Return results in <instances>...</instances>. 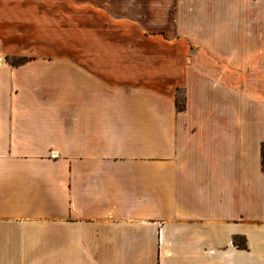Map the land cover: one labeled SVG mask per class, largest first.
Masks as SVG:
<instances>
[{
  "label": "crops",
  "instance_id": "obj_1",
  "mask_svg": "<svg viewBox=\"0 0 264 264\" xmlns=\"http://www.w3.org/2000/svg\"><path fill=\"white\" fill-rule=\"evenodd\" d=\"M113 15L0 0V264H264V10L143 61L90 51Z\"/></svg>",
  "mask_w": 264,
  "mask_h": 264
},
{
  "label": "rangeland",
  "instance_id": "obj_2",
  "mask_svg": "<svg viewBox=\"0 0 264 264\" xmlns=\"http://www.w3.org/2000/svg\"><path fill=\"white\" fill-rule=\"evenodd\" d=\"M225 11L250 9L257 6L264 10V0H114V15L104 21V29L110 26L113 32H104L101 49L90 50L94 55L126 57L142 60L164 56H207L210 49L202 48L203 34H193L190 24V8ZM234 16V14H232ZM232 24L237 18L232 17ZM109 27V28H110ZM200 35L196 43L191 35ZM230 50L224 55L238 56V35L231 34ZM235 67V66H233ZM178 107L184 105V91H178Z\"/></svg>",
  "mask_w": 264,
  "mask_h": 264
},
{
  "label": "trees",
  "instance_id": "obj_3",
  "mask_svg": "<svg viewBox=\"0 0 264 264\" xmlns=\"http://www.w3.org/2000/svg\"><path fill=\"white\" fill-rule=\"evenodd\" d=\"M183 108V107H182ZM181 108V109H182ZM262 164H263V169H264V144L262 145ZM235 242L237 243V245H239L240 247L244 246V240L242 239H235Z\"/></svg>",
  "mask_w": 264,
  "mask_h": 264
}]
</instances>
